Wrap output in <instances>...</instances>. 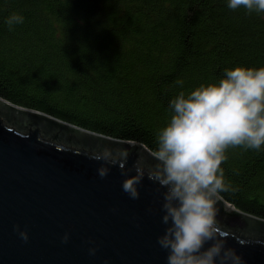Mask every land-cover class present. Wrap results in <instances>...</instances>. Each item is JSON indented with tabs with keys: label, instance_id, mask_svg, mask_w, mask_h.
<instances>
[{
	"label": "trees",
	"instance_id": "1",
	"mask_svg": "<svg viewBox=\"0 0 264 264\" xmlns=\"http://www.w3.org/2000/svg\"><path fill=\"white\" fill-rule=\"evenodd\" d=\"M227 5L0 0V97L151 151L178 92L218 81L226 68L264 66V13ZM14 12L25 19L10 30L5 21ZM226 155L221 167L231 187L221 197L263 223L253 227L231 218L224 225L264 236V147L229 148ZM144 163L155 162L150 156Z\"/></svg>",
	"mask_w": 264,
	"mask_h": 264
},
{
	"label": "water",
	"instance_id": "2",
	"mask_svg": "<svg viewBox=\"0 0 264 264\" xmlns=\"http://www.w3.org/2000/svg\"><path fill=\"white\" fill-rule=\"evenodd\" d=\"M61 135L85 143H66ZM114 146L128 151L129 175L137 160L152 168L144 163L150 157L144 144L112 140L0 97V264H167V251L157 243L166 228L165 189L146 173L133 200L122 190L125 177L118 167L101 179V162L90 156L115 152ZM216 209L222 230L249 241L241 246L229 238L227 245L244 264H264V236L224 225L231 218L253 227L262 221L222 197ZM16 225L28 231L26 243ZM65 233L69 240L62 243ZM90 247L97 249L94 256Z\"/></svg>",
	"mask_w": 264,
	"mask_h": 264
},
{
	"label": "clouds",
	"instance_id": "3",
	"mask_svg": "<svg viewBox=\"0 0 264 264\" xmlns=\"http://www.w3.org/2000/svg\"><path fill=\"white\" fill-rule=\"evenodd\" d=\"M227 6L243 8L248 14L264 13V0H228ZM24 19L14 12L5 22L11 30ZM176 83L182 86L183 80ZM168 108L170 117L157 131L156 147L150 151L155 162L151 169L137 160L135 174L129 175L128 151L105 149L90 156L101 162L97 175L103 179L112 166L118 167L125 177L122 190L133 200L139 199L146 173L165 189L161 222L166 228L157 243L167 251V264H244L243 256L227 240L234 238L241 246L249 241L222 230L216 204L231 187L221 167L227 150L264 147V66L226 68L218 81L178 92ZM14 230L22 241L29 240L26 229L16 225ZM68 240L65 233L61 242ZM96 251L88 249L92 256Z\"/></svg>",
	"mask_w": 264,
	"mask_h": 264
}]
</instances>
